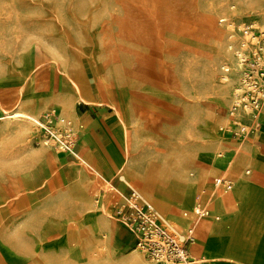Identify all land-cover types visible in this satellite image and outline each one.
<instances>
[{"label":"rangeland","instance_id":"1","mask_svg":"<svg viewBox=\"0 0 264 264\" xmlns=\"http://www.w3.org/2000/svg\"><path fill=\"white\" fill-rule=\"evenodd\" d=\"M261 2L262 0H0V112L14 110L19 104L28 102L30 104L24 107L32 109L39 120L48 123L52 118L53 123L51 131L41 130L39 125L33 123L34 131L29 137L22 139L17 137L16 125L5 129V133L11 136L4 137L7 145L0 147V264H34L39 258H43V253L31 256L30 252H37L43 247L52 251L50 244L58 240V235L62 233L61 227L68 221L63 217L66 213L59 212L53 199L46 204L41 202L38 208L35 188L30 182L35 176L39 186V174L43 169L50 182L52 181V170L43 151L44 147L50 150L49 157L55 164L62 166L66 156L74 151L79 141L77 132L83 131V127L77 124L78 118L72 109H68L64 116L62 110L59 112V103L47 96V84L43 81L48 76L46 71L49 69L53 72L51 79L57 85L59 94L64 92V78H76L83 83L89 79L94 91L99 93L100 76L107 90L111 89L115 78L120 80V88H128L126 81L129 73L139 67L142 74L162 84L163 90L175 91L173 98H165V109L180 110L181 120L169 123V132L173 133L176 128L182 134H192L197 137L199 144L217 140L212 138L208 141L211 133L226 134L229 139L232 136L236 139L230 130L229 111L242 75L234 53L229 50V34L240 38L246 24L256 20L264 21L260 10ZM162 7H196L195 14L213 18L214 28L202 23L192 26L190 22L180 19L170 22L168 19L163 23L160 12ZM229 7L236 8L234 13L237 17L233 20L232 28L229 26ZM245 7L253 8L245 10ZM163 12L167 14L168 11L165 9ZM222 20L225 23H221ZM215 31L224 33L223 42L216 40ZM226 68L230 69L229 73L225 72ZM134 91L141 97L134 98L138 105L155 113L158 111L160 101L155 100L152 105L140 95L145 91L144 84ZM112 92V104H117L115 108L118 121L114 129L118 141L115 147L120 152H127L124 146L125 125L118 116V110L123 108L119 105L122 104V97L119 90L113 89ZM161 94L162 97L165 95ZM47 104L49 106L46 107ZM83 110V105H77L79 115ZM2 116L3 114L0 115ZM147 126L150 131L148 135L156 137L159 134L157 124ZM146 135V132L142 133V136L148 138ZM47 140L52 147L45 145ZM247 144L253 147L251 142ZM23 147L25 151L20 150ZM148 150H155L159 154L151 156L155 161L162 160V155L166 153L158 146ZM29 152L34 156L28 155ZM231 155L233 154L227 150L220 153L225 161H230ZM94 160L89 159L97 169H101V164ZM169 162L172 164L173 158ZM226 169H219L216 178L223 177ZM119 173L121 175L122 171ZM103 174L107 176L105 171ZM106 182L107 186L104 187L110 188L105 189L106 193L119 195H113L111 199L113 210L109 219L114 220L121 233L116 238L114 253L116 259H121L136 251L135 235L114 216L116 205L124 203L125 199L110 181ZM122 184L126 185L123 181ZM99 185V182L90 183L89 187L93 190L95 187L99 188ZM206 205L207 201L202 208ZM158 212L179 232H185L187 226L193 223L196 234L197 220L203 217L196 216L194 210L191 219L179 223L173 215ZM231 216L227 212L222 213L219 222L228 224ZM255 224L254 230L248 232L252 241H257L256 237L264 229L263 220ZM88 239L91 237L85 235L83 241L87 242ZM79 248L71 245L68 258L76 259ZM218 248L219 251L215 254L202 249L204 252L201 253L205 254L204 259L209 264H239L230 256L223 255L222 251L225 252L227 246L219 245ZM191 251L195 258L202 255L196 254L192 248ZM254 251L256 257H251L249 264H264V252ZM42 262L53 264L45 260Z\"/></svg>","mask_w":264,"mask_h":264},{"label":"bare ground","instance_id":"2","mask_svg":"<svg viewBox=\"0 0 264 264\" xmlns=\"http://www.w3.org/2000/svg\"><path fill=\"white\" fill-rule=\"evenodd\" d=\"M251 8L253 7H245V10ZM165 9L168 11L167 14L163 12ZM260 10L261 14L264 15V0L261 2ZM160 12L162 21H164L163 23H165L168 19L169 22L171 20L180 19L190 22L192 26H196L197 23H202L204 26H208L209 28L213 29L215 25L212 17L208 15L199 16L195 14L196 7H162ZM160 26L165 27L163 25ZM229 26L230 28L233 27V21L229 22ZM214 33L216 34V40L223 42L225 38L224 33L216 31ZM231 36L232 34H229V37ZM209 55L211 56L210 53ZM89 60L92 59L89 57ZM33 65L34 63H32V66ZM100 71H102L101 67ZM51 78L52 75H48L47 79H43L44 84H47V91L49 92V95L47 96L51 97V100L54 102H58L60 104L64 116L67 114L68 109H72L76 116L75 96L82 101H88L82 94V86L80 82L78 80L77 82L75 79L69 80L64 78V80H62L64 92L59 94L57 85L53 83ZM100 78L98 81L99 92L104 93V87L102 86L103 82ZM34 79L35 81L37 80L36 77ZM87 82L93 89L89 79ZM128 82L129 88L131 89H138L140 85L144 84L145 90L150 91L153 94L159 95L162 91V84H158L157 82H154L151 77L142 74V71L139 67L129 73ZM119 84L120 80L115 78L113 87L114 89L120 91L122 97V104L119 105L123 106V108L121 107V109L118 110V116L122 119V122L125 125L126 132L124 146L127 150V153L131 154L133 153L135 147L134 136L132 135L133 127L130 122V117L127 114L125 115L124 112L125 109H127L126 100L129 97V88H120ZM28 104L30 103L24 102L19 104L14 110L0 112V115L3 114V116L0 117V147L7 145L4 137L6 138L11 135L8 133L6 134L5 129H9L13 124L16 125L17 137L21 139L27 138L31 135V133L34 131L33 123L39 125L41 130H52V118L48 121V123L43 122L42 119L39 120L36 117L37 114L34 113L32 109L24 107ZM115 107H117V104H115ZM137 111L141 113V111ZM76 121L80 127H83L82 124H79L78 119H76ZM45 142L46 146H53L50 144V141L47 140ZM145 143H150V147L152 146L153 148L156 146L155 141L152 142L147 140ZM251 147L252 146L250 144H246V149L243 147L235 148L234 146H230L229 148L222 147L220 152L217 151L214 153L212 159L213 166L218 167L219 169L227 168L223 176L227 178L232 185L231 189L227 191L218 192L217 186H215V180L217 179L216 175L219 169H211L210 174L207 176L203 169H194L189 167L188 162H181L177 165V169L175 170L170 183L163 182L158 170V164L151 158L150 154L148 157L149 159L147 158L148 171L145 174L144 182H130L127 174L124 171L121 173V180L127 186L139 188L143 197L151 203L157 212L160 211L164 214H171L176 220H178L179 223H183V221L191 219L193 216V211L195 210L196 214V210L198 208H202L207 201V205L204 208L206 211L205 214L202 218L197 220V234L194 230L191 248L198 255L201 252H204L203 250L215 254L217 251H219V245H224L227 246V250L225 252L222 251L224 256H230L232 260L237 261L239 264H249V261L251 260L250 258L256 257V254L254 248H251V245H254V241L251 240L248 232L250 230H254L256 225L255 223H259L264 219V217L262 216V212L260 215L258 208H252L251 201L245 194L236 193L238 177L236 176L235 170L239 168V166H244L246 164L250 155L249 148ZM43 149L48 159L47 162L49 163L50 169L52 170L51 193L54 199V204L59 207V212L62 211V213H66L65 216L63 215V217H66L68 221L63 224L64 226L61 227L62 233L60 232V236L58 235V240L50 244L52 251H49L43 247L37 252L35 250L30 252L31 256L38 254V252L43 253V258H39L34 264H44L42 262L43 260L53 264H83V262L85 264H148L145 262L143 255L139 252L137 253V251L128 257H123L121 259L115 258V241L116 238L121 235V233L119 232L114 220H110L112 223H109L108 221L105 222L103 224L104 228L101 224L94 222L91 224V231H84L79 222L81 212L77 208L82 204L86 206L93 204V196L91 194L92 187H89L90 183L88 182V184H85L82 179L69 182L63 174L61 168H58L52 158L49 157L50 150L46 147ZM20 150L25 151L26 149L23 147ZM222 150H227V152L233 154L231 155L232 159L230 161H225L221 158L220 153ZM28 155L34 156V154L30 152ZM1 157L2 156L0 152V161L2 160ZM201 157H203V155ZM90 158H92V160L95 159L94 161H98L92 155L88 156V159ZM196 171L198 172V176L195 179H192L191 177L194 176V172ZM30 182L34 188L37 186V180L35 176L34 178L30 179ZM214 186L215 188L213 189ZM105 189L108 190L110 188L105 187ZM183 212H187L188 216L183 217ZM225 212L232 215L231 222L228 224H222L219 222L220 215ZM159 215L167 224L173 226L161 213H159ZM224 226L228 227L227 230L229 236L243 235L245 236L246 240L243 239L241 245L239 243L235 244V242L230 244L225 240L216 244H211V236L215 233L218 234L216 231L217 228H222ZM104 233H106V235H104ZM100 234L103 235V238H100ZM85 235H89V237H91V239H88L87 242L83 241ZM235 240H237L236 236L233 238V241ZM71 245L80 247V251L76 259H72V257L68 258L67 256L69 253L68 249ZM62 248L66 250H61Z\"/></svg>","mask_w":264,"mask_h":264},{"label":"crops","instance_id":"3","mask_svg":"<svg viewBox=\"0 0 264 264\" xmlns=\"http://www.w3.org/2000/svg\"><path fill=\"white\" fill-rule=\"evenodd\" d=\"M235 11V7H229L228 19L230 21H235V18L237 17L234 13ZM251 23L260 25L264 24V21L261 22L256 20ZM46 72V75H52L53 73L49 69ZM75 80L80 82L82 86V94L88 100L82 101L75 96V113L79 124L83 125V131L77 132L79 141L76 144L74 151L66 156L65 164L57 167L61 168L69 182L83 179L85 182H90L92 184L99 182L100 184L99 188L95 187L92 190V196L94 199L93 204L87 206L82 204L77 208L81 212L79 222L84 231H91V224L94 222H97L102 226L107 221L112 223V220L108 218L113 210L111 199L113 195L118 194L106 193L104 187L107 186L106 181H110L116 188L117 192H121V196H123L124 199L130 195L133 189L141 192L139 188L128 187L127 185L122 184V175H120L119 172L124 171L132 183L145 181V174L148 171V154H150V156H159L155 150H148V148H150V143H145L147 140L152 142L155 141L156 146L159 148L161 147L162 150L166 151V153L162 155V160H158L156 163L158 164V170L162 181L167 183L171 182L175 170L177 169V165L181 162H188L189 167L194 169H203L208 176L211 169H219L212 164L213 155L218 149L221 150L222 147L229 148L230 146H234L235 148H245L247 142H251L253 147L249 148L250 155L248 161L244 166H239V168L235 170L236 176L238 177L236 193L245 194L250 199L252 208H258L260 215L262 212V216L264 217V110L259 118L258 126L246 140H240L239 138L234 139L233 136L232 139H229L226 134L216 135L211 133L210 136L207 132L209 134L208 141L212 138H216L217 140L206 142L205 144H199L197 137L192 134H182L177 132L176 128L173 133L168 131L170 126L169 123H178L181 120L180 110L171 111L165 109V101L167 100L165 98L168 97L169 100L173 98L175 91L172 92V89L170 91L162 89L161 93L165 94L163 97L161 93L156 95L147 90L140 93V95L145 97L150 104L154 103L153 101L155 100L160 101L161 105H157L159 109L155 113L149 108H144L138 105L134 98L135 96H138L139 98L141 97L137 95L138 93L134 91V89L128 87L129 97L126 100L127 109H125L124 112L125 115L127 114L130 117L135 145L133 153L128 154L126 151L120 152L117 147H115L116 142L118 141L114 134V129L117 127L118 121L116 119V108L115 105L112 104L113 101L111 99L113 93L112 90L114 89L113 85L111 89L107 90L102 83L104 93H96L90 87L88 82L83 83L76 78ZM126 82H128V77ZM46 95L47 94H45V96ZM77 105L84 106V110L80 115L77 111ZM47 106H49V104H47L46 107ZM59 107L60 112L62 110L60 104ZM137 110L141 111V113ZM243 123L245 125H250L252 121L248 117H245ZM153 124H157L159 130V134L156 137L148 135L150 134V131L148 130L149 127L147 125ZM229 125L231 127L230 121ZM143 132L147 133L146 136L148 138L142 136ZM201 154L203 157H201ZM90 155L97 158L103 169H97L94 164L89 161L88 156ZM172 158L173 163L171 164L169 160ZM103 171H105L107 176L103 174ZM197 176L198 172L196 171L191 178L195 179ZM219 178L222 177H218L217 179ZM39 179L41 184L34 189L37 206L41 202H45L46 204L48 200L53 199L51 193L52 184L44 169L40 172ZM225 179L228 181L227 178ZM87 211H89V213H87ZM182 216L187 217L188 213L183 212ZM193 225V223L188 225L186 230ZM227 229L228 227L226 226L217 228L216 231L218 234L215 233L211 236V244H216L225 240L230 244L235 242V244L239 243L241 245L243 239L246 240L243 235H234L237 237V240L233 241L234 236H229ZM36 231L38 232V230ZM36 234L38 235V233ZM101 237H103L102 234H100V238ZM134 237V247L136 249L137 239L136 236ZM256 238L257 241L254 240V245H251V248L258 250L259 252H264V229ZM136 251L138 250L136 249ZM204 256L205 254H202L200 258H204ZM143 258L145 262H147L144 256Z\"/></svg>","mask_w":264,"mask_h":264},{"label":"built area","instance_id":"4","mask_svg":"<svg viewBox=\"0 0 264 264\" xmlns=\"http://www.w3.org/2000/svg\"><path fill=\"white\" fill-rule=\"evenodd\" d=\"M236 37L233 34L230 37L229 50L234 53L242 76L229 120L233 135L246 140L258 126L264 110V24H246L240 38ZM225 72L229 73L230 69L226 68ZM245 117L251 119L250 125L243 123ZM216 186L222 192L230 190L232 185L222 177L216 180ZM205 212L204 208H198L196 216ZM114 216L134 233L136 249L148 264H209L191 253L194 225L185 232L177 231L161 218L140 191L133 189L124 203H118Z\"/></svg>","mask_w":264,"mask_h":264}]
</instances>
